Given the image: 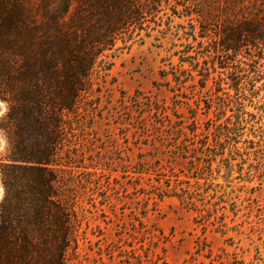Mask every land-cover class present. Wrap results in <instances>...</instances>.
<instances>
[{
  "label": "rangeland",
  "instance_id": "1",
  "mask_svg": "<svg viewBox=\"0 0 264 264\" xmlns=\"http://www.w3.org/2000/svg\"><path fill=\"white\" fill-rule=\"evenodd\" d=\"M84 3L72 0L67 20ZM135 3L136 20L118 36L117 50L106 51L113 65L96 69L74 120L83 154L74 171L92 176L77 179L82 223L68 264H264V76L254 80L248 59L260 51L243 47L237 56L253 77L247 122L221 145L215 128L233 110L216 117L208 104L218 100L207 92L212 78L228 73L220 65L225 54L210 41L224 26L264 23V0ZM260 65L264 74V59ZM222 87L220 95L234 94ZM6 111L0 100V125ZM7 147L0 133V165ZM3 194L0 174V202Z\"/></svg>",
  "mask_w": 264,
  "mask_h": 264
},
{
  "label": "trees",
  "instance_id": "2",
  "mask_svg": "<svg viewBox=\"0 0 264 264\" xmlns=\"http://www.w3.org/2000/svg\"><path fill=\"white\" fill-rule=\"evenodd\" d=\"M85 2L67 20L72 0H0V100L7 104L0 133L8 144L0 165V264H68L69 253L78 252L83 186L77 179L92 176L74 171L83 158L75 143L79 105L96 69L113 65L106 51L117 50L118 36L139 15L135 0ZM262 32L264 23L246 21L224 26L210 41L215 53L225 54L220 65L228 73L212 78L216 86L207 92L218 102L208 106L218 118L233 110L216 126L215 144L247 122L244 101L253 77L236 59L243 47H255L260 52L249 55L250 71L255 81L263 78ZM208 73H201L203 89ZM223 84L234 94L220 95ZM260 138L264 182V128Z\"/></svg>",
  "mask_w": 264,
  "mask_h": 264
}]
</instances>
